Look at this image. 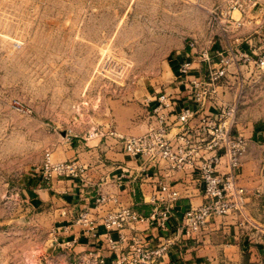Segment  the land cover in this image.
<instances>
[{"label":"rangeland","instance_id":"obj_1","mask_svg":"<svg viewBox=\"0 0 264 264\" xmlns=\"http://www.w3.org/2000/svg\"><path fill=\"white\" fill-rule=\"evenodd\" d=\"M224 9L203 0H0V264H78L58 236L59 203L40 194L47 152L72 161L77 148L87 159L105 128L140 135L134 117L170 83L174 52L210 36L232 48ZM252 15L244 31L255 61L264 56V0ZM232 71L220 97L236 96L239 131L256 137L254 156L264 159V69Z\"/></svg>","mask_w":264,"mask_h":264},{"label":"built area","instance_id":"obj_2","mask_svg":"<svg viewBox=\"0 0 264 264\" xmlns=\"http://www.w3.org/2000/svg\"><path fill=\"white\" fill-rule=\"evenodd\" d=\"M262 2L227 0L222 15L240 30L244 21L235 20L232 13L246 16ZM188 49L189 55L177 70L187 92L185 106L180 107L182 101L174 94L156 92L143 102L149 113L144 134L125 136L117 129H105V146L129 155L139 169L130 179L124 172L105 176V189L97 191L93 207L81 211L63 230L66 234L80 233L101 245L99 249L71 252L78 264H162L172 252L197 241L212 221L230 216L245 218L248 191L239 184V171L248 155L249 140L238 128L236 96L232 102L224 101L219 90L227 89L224 80L232 69L239 70L241 63L263 70L264 56L254 61L248 50L233 47L212 54L198 41L190 43ZM209 105L216 113H208ZM82 173L77 161L55 162L47 152L41 181L50 185L55 178L76 179ZM128 186L132 188L129 197H136L140 189L148 198L153 206L150 213L136 210L123 199ZM193 190L203 202L192 205L180 223L170 226L177 203L183 196L193 197ZM144 226L167 235L151 243L139 233L133 234ZM66 244L71 248L77 240Z\"/></svg>","mask_w":264,"mask_h":264},{"label":"crops","instance_id":"obj_3","mask_svg":"<svg viewBox=\"0 0 264 264\" xmlns=\"http://www.w3.org/2000/svg\"><path fill=\"white\" fill-rule=\"evenodd\" d=\"M203 1L206 4L214 6L215 4L225 6L226 2V0ZM235 13H232V17L235 20L242 19L245 21V27L237 30L232 20L223 17V21L226 22L223 30L226 32L227 41L231 47L239 51L248 50L251 52L247 44H251L252 40H250V37L247 38L245 36L244 29L246 28V21L251 18L252 13H248L246 16L240 14L239 18L235 17ZM205 38L198 41L200 47L210 48L212 54L223 51L224 48L221 45L219 46L213 36H210L208 41L207 37ZM189 51V49H183L174 52L171 56V63L175 72L165 89L168 93L174 94L178 99H181L180 107L185 106L187 103V92L185 91V85L182 83V78L177 77V70L179 64L189 55ZM201 73L203 75L204 70ZM149 95L151 93L146 95V97ZM207 111L208 113H216V109L212 105L208 106ZM133 121L135 125H141L138 128L140 131L135 130L133 132H142L141 134L139 133L142 135L147 131L149 113L144 105L140 108ZM141 127L144 131H142L143 129ZM120 128L125 132L127 131L128 125L126 121L121 122ZM117 130L122 133L118 128ZM259 136L264 137V133ZM247 138L249 139V154L239 171V184L248 191L245 218L230 216L212 221L197 241H190L181 251L172 252L162 264H243L244 262L248 264H264V223H262L263 216L261 214V212H264V194L262 191L264 190V176L262 172L260 173V170H256V167H260L259 164L264 159L257 160L256 156H254L257 150L256 137L253 139L251 134ZM72 149L73 153L70 156L73 159L71 160L77 161L82 167V176L76 179L55 178L48 185L49 187L41 189L40 194L44 197L46 195L50 199L53 198L55 202L59 203L61 208L59 212L63 215V219L66 220L64 221V225L58 229L59 239L64 243V247H66V243L77 240V244L69 248V251L79 253L84 250L99 249L101 245H98L96 240L80 233L77 235L73 233L66 234L63 232L65 227L71 225L81 211L93 207V199L97 191L102 188L105 189V176L114 177L124 172L127 178L130 179V177L135 175L139 166L134 160L126 159L120 150L107 148L104 142L89 147L90 152L87 159L81 157L82 155L77 148ZM260 185L262 186L260 187ZM255 187L258 188L254 189ZM144 190L147 191L148 187L144 186ZM192 192L194 193L193 197L188 198L183 196L177 203L169 222L170 226H175L180 223L185 211L192 205L198 206L203 202V198L197 191L193 190ZM131 193L132 188L130 186L124 188L123 199L127 203L129 202L136 210L144 214L152 211L153 206L148 203L147 197L144 198L140 189H138L136 197L132 198L130 196L132 199L129 197ZM138 233L151 243L167 235L165 231L155 228L153 230H147L145 226L139 227L138 231L133 234ZM105 254L108 255L106 252Z\"/></svg>","mask_w":264,"mask_h":264}]
</instances>
